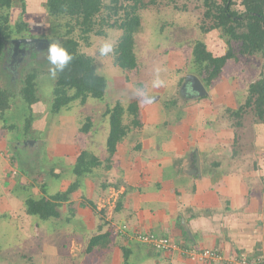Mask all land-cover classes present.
<instances>
[{
  "label": "crops",
  "instance_id": "1",
  "mask_svg": "<svg viewBox=\"0 0 264 264\" xmlns=\"http://www.w3.org/2000/svg\"><path fill=\"white\" fill-rule=\"evenodd\" d=\"M6 46L3 55L7 67L2 69L12 79L20 72L23 57L27 55L30 61H37L39 58L35 55L42 53L41 49L34 55L27 52L37 51L32 45L30 48L20 45L19 51L10 58L13 46ZM104 75L107 92L119 80L118 76L109 78L105 72ZM219 79L206 91L205 98L197 97L184 79V88L189 93H183L184 96L179 93V100L155 102L153 92L149 91L139 103L131 99L129 103H137L141 127H131L127 136L117 143L109 164L105 161L108 117L104 127L96 125L92 117L87 133L80 132L79 142L75 122L70 119L59 130L53 127L55 131L51 132L55 137H49L50 143H46V136L47 139H42L44 144L28 147L26 136H33L34 132L35 138V132L42 129L37 123L46 125L50 116L51 124H55L67 109L51 113V104L48 100L41 101L36 88V103L29 110L24 104L25 123L18 121L6 132L0 128V151H3V156L0 154V196L3 195L0 213L1 218L14 223L20 231L21 251L38 242L39 264H231L236 254L258 256L264 264V119H258L252 126L248 117L252 115L248 112L238 120L227 119L225 109L235 111L246 94L245 89L238 90L239 80L236 87V80H222L218 85ZM122 85L119 83L118 87ZM163 86L167 88L168 81ZM218 87L225 88L223 94H218ZM225 94L228 97H223ZM89 101L92 99L86 100L84 108H92ZM180 101L190 102L191 109H198L201 101L210 102L207 119L198 123L201 124L199 131L193 126L197 122H190ZM9 110H6L8 115ZM106 111L105 104L98 124H102ZM29 117L32 120L25 129ZM237 122L240 125L235 127ZM35 126L37 129L33 130ZM97 128L103 129L99 130L101 133ZM92 132H98L97 136H92ZM86 143H90L92 150H98L87 149L101 164L91 174L77 177L72 169L79 149L86 147ZM10 146L14 149L12 158ZM196 157L199 169L195 168ZM106 165L109 169L104 168ZM12 169L18 174L12 175ZM74 183L78 186L71 191L69 200L57 206L59 217L39 218L38 224H34L36 217L28 215L24 207L26 197L35 201L50 199L66 192ZM12 195L17 197L10 205ZM106 234L108 238L89 249L92 239ZM137 234L168 238L178 247L218 250L222 259L194 263L179 251H155L138 241ZM75 243L81 244L77 257H74L77 253L73 254Z\"/></svg>",
  "mask_w": 264,
  "mask_h": 264
},
{
  "label": "rangeland",
  "instance_id": "2",
  "mask_svg": "<svg viewBox=\"0 0 264 264\" xmlns=\"http://www.w3.org/2000/svg\"><path fill=\"white\" fill-rule=\"evenodd\" d=\"M148 1L149 0H145L146 3ZM211 1H215L220 4L222 0ZM233 2L234 6L232 7V10L241 11L242 6L240 5V0H233ZM105 4L108 6L109 2L105 1ZM205 11L206 7L204 6V0H155V5H148L146 9L140 11L141 27L139 32L134 35V52L138 63L137 69L129 72H123L121 69H116V66H114L112 54L102 57L97 51L100 42L106 39L114 41L115 46L117 45V41L120 38L122 31L116 28L115 22L117 19L119 20V17L122 15V11H120L118 15H113L108 18L107 22H109L110 26L105 25L101 19L95 18L93 23L94 29L88 33V37L86 38V36L81 32V25L78 24L74 18L71 19L69 17L63 16H47L45 0H14L12 7L8 11L10 24L13 25L15 22H17L20 16L24 20H28V22H31L30 19L34 18L32 21L34 20L33 24L38 27V29H35L38 30V34H36V31L34 30L35 32L31 33L34 36H26L25 38L42 40L46 39L48 40V43L42 42L32 45L37 51L29 52L34 55L37 52L39 53L42 49L41 54H38V56L35 55V57H38L39 59L37 61H30V57L27 55L23 57L21 61L23 64L20 66V72L18 76H13L14 79H12L11 74L8 76L7 70L2 69L7 67V64L5 63L6 59L4 58L1 62L0 87L2 89H11L10 91L14 92L15 98L13 97V100L8 103V109H10L8 113H10V115H8L6 111L3 112L2 116H0V128H4L3 130L6 132L9 131L12 125L14 126L16 123H18V121L25 123V105L22 100L17 97H19V90L22 88L23 80H25V76L29 73H34V71H37L35 74V81L37 84L36 88L38 89V96L42 102L48 100V104H51L53 100L52 91L55 86L56 78L52 79L48 73V68L50 65L46 60L45 53L52 41H58L60 37H65L66 34L78 41V51L80 53L93 59L97 74L103 76L104 78V72L109 76V78L118 76L119 83H123L124 85L118 87V83L115 87H109V91L107 92L106 89L108 88H105L101 101H94L93 99L92 101H89L92 108H84V106L77 100L68 105L66 112H64L65 114L61 113L59 115V119L56 118L53 120L56 121L58 119L57 123L51 124L50 121L52 120V117L50 116L46 119V125L48 127L40 122L37 123L38 126L42 127V129L38 130V132H35L36 139L34 138V132L33 136H26V138L29 140L27 142L28 147L34 145L35 143L36 145L41 143L43 141L42 139L48 138L46 140V143H48L49 137L50 139L55 137V133L51 132L52 129L53 131H55L54 128L57 130L61 129L70 119L75 122L74 128H76V134L78 136L79 142L80 138L82 137L81 128L87 126L88 122L89 126H91L90 122L92 117L93 122L94 118L96 119V125H99L100 127L105 126L104 123H107L106 118H109V115H106L105 113L102 116V124H98L99 117L102 115L101 113L105 108V104L108 110L109 108H112V106H114L117 102H119L123 107H125L127 103L131 102V99H134L137 101V103H139L141 101V97L146 95L145 93H148V91L150 93L153 92L151 94L155 102H158L159 100L162 101V99H166L168 102H171L172 100H179V93H181V95H183L185 92L189 93V90L184 88V79L186 75H192L194 73V71L189 68L191 67L189 66V63L191 61V50L194 46V43L196 41L203 42L207 51L211 52L214 56H222L227 49L225 39L222 38V31L220 29L212 28L214 22L212 19L206 18L204 16ZM97 31H100L102 34H97ZM17 39H19V37ZM13 40H15V38L11 41ZM12 46L13 45H10V47ZM235 48L236 52L238 53L237 44H235ZM10 58H12V55H10ZM174 67L181 69L177 70ZM261 76L264 78V58L260 54L239 56L237 61L231 60L227 63L224 74L219 79L218 85L223 82L222 80L230 82L236 80L237 87V81L239 80L240 82L238 84V90L242 91L245 89L243 91L246 94V97L242 98V100L239 102L240 106H243L247 98L248 85ZM10 80H12L13 84L10 82ZM165 81H168L167 88L163 86ZM218 88V94H223L222 91L225 90V88ZM118 91L121 92L119 93ZM16 94H18V96ZM223 97H228V94H225ZM217 99L222 101L219 96ZM197 100L199 101L200 99L198 98ZM180 102V104L183 106L185 105V114L187 113L186 116L189 117L188 119L190 122H197L196 125L193 123V126L199 131L201 124L198 125V123L205 122L207 119L205 116L208 115L209 110L211 109L210 102L208 101L205 103L204 101H201L198 104V109H191L190 105L188 104L190 102H187L186 104L183 101ZM240 106L237 107V109H239ZM245 113L252 115L248 116L250 120L249 126L258 123L259 118L249 108L243 110L242 114ZM225 116L227 119L238 120L236 116L231 118L227 113ZM39 119H41V117H38V120ZM129 119L130 117L126 116L125 119H123L124 123L129 124ZM58 124L59 126L57 127ZM43 126L46 127L43 129ZM32 129L35 130L37 127H32ZM95 130H98L99 132V130L102 131L103 129L97 128ZM98 132H92V136L96 137L97 135L95 133ZM90 143H86V147L79 149L78 156H80L81 153L88 152L90 150L92 152L98 151L92 150V148L89 147L91 146L89 145ZM88 147L90 150L87 151ZM29 149L33 148L31 147ZM0 154L3 156V151H0ZM13 154L14 149L12 146H10L9 157H14ZM36 156L38 158L40 157L38 154ZM10 173L14 176L18 174L13 169L10 171ZM0 194L2 193L0 192ZM0 197L3 199V195ZM16 197L17 196L12 195L10 205H13ZM29 198L30 197H26V200ZM0 206H2V203H0ZM32 216L36 217L35 220H37L34 222V224H38L39 217L34 215ZM1 217L2 214L0 213V264H39L38 248L40 245L38 242L31 248L26 247L25 252L21 251L20 246H18L20 245L19 242L22 240L20 231L17 230L14 223H10L6 220V218ZM36 238L38 237L36 236ZM59 239H61V237H59ZM64 245V249L66 248L67 250V245ZM74 246L76 251L73 254L76 255L77 253V255L74 256L77 257L81 244L77 245L75 243ZM44 247H47V244H45ZM3 258L6 261H4Z\"/></svg>",
  "mask_w": 264,
  "mask_h": 264
},
{
  "label": "trees",
  "instance_id": "3",
  "mask_svg": "<svg viewBox=\"0 0 264 264\" xmlns=\"http://www.w3.org/2000/svg\"><path fill=\"white\" fill-rule=\"evenodd\" d=\"M105 1L109 2L108 6ZM13 3L14 0H0V64L4 59V47L6 44V48L10 47L12 39L32 37L34 35L31 33L35 31L38 34V30H35L38 27L33 24L34 20L32 21L34 18L28 22L20 16L17 22L13 25L10 24L8 11ZM148 5H155V0H149L147 3L145 0H45L47 16L74 18L81 25V32L86 38L88 33L94 29L95 18L101 19L105 25L110 26L107 22L108 18L118 15L122 11L119 20L117 19L115 22L116 28L121 30L122 34L114 49L113 64L123 72L137 69L134 35L139 32L141 27L140 11L146 9ZM240 5L242 10L237 11L232 10L233 0H222L220 4L204 0L206 7L204 16L212 19L214 22L212 28L222 31V38L225 39L227 45L226 52L222 56H214L207 51L203 42L196 41L194 43L189 63L191 67L189 68L194 71L192 75L200 80L206 91L218 81L229 61H237L239 56L244 55L260 54L264 58V0H240ZM96 33L102 34L100 31ZM58 41L68 50L73 59L56 77L50 107V112L54 114L59 113L61 109L67 108L70 103L77 100L82 105L89 98L101 100L106 88V80L97 74L93 59L78 51L79 43L76 39L66 34ZM235 44L238 46V53ZM35 74L36 71L27 74L23 80L22 88L19 90V96L28 110L30 105L37 101ZM247 91L245 104L235 111L225 109V113L229 114V117L236 116L240 119L243 110L249 108L259 119H264V78L261 76L250 83ZM205 96L199 98H205ZM13 97V91H6L0 87V116L8 109V103ZM137 113L136 102L129 103L125 107L117 102L105 112L106 115H109L110 126L106 141V163L111 162L117 143L127 136L130 128L141 127ZM125 115L130 117L129 124L123 123ZM31 120L30 117L27 119L25 129L29 127ZM239 125L240 123L237 122L235 127ZM89 127L88 122L87 126L81 128V132L87 133ZM100 164L101 161L97 157L83 152L76 159L72 172L77 177H84L91 174ZM109 167L106 165L104 168L109 169ZM77 184H72L66 192L58 193L50 199L39 201L27 199L25 201L26 213L38 216L42 220L58 218L57 206L69 200V195L78 186ZM105 237L108 238V234L92 239L89 249Z\"/></svg>",
  "mask_w": 264,
  "mask_h": 264
},
{
  "label": "built area",
  "instance_id": "4",
  "mask_svg": "<svg viewBox=\"0 0 264 264\" xmlns=\"http://www.w3.org/2000/svg\"><path fill=\"white\" fill-rule=\"evenodd\" d=\"M118 232L121 231L119 230ZM135 237L138 241L152 246L157 252L179 251L184 257L194 263H211L222 259L218 250H198L193 246L178 247L168 238L157 237L152 234H137ZM230 262L231 264H262V260L258 256L248 257L241 254L234 255Z\"/></svg>",
  "mask_w": 264,
  "mask_h": 264
},
{
  "label": "clouds",
  "instance_id": "5",
  "mask_svg": "<svg viewBox=\"0 0 264 264\" xmlns=\"http://www.w3.org/2000/svg\"><path fill=\"white\" fill-rule=\"evenodd\" d=\"M114 49L115 42L106 39L100 42L97 51L99 55L103 57L110 54L114 55ZM45 57L48 64L50 65L48 68V73L52 79H55L58 73L62 72L73 59V56L65 47H63L59 41H52L49 44V47L45 53Z\"/></svg>",
  "mask_w": 264,
  "mask_h": 264
},
{
  "label": "water",
  "instance_id": "6",
  "mask_svg": "<svg viewBox=\"0 0 264 264\" xmlns=\"http://www.w3.org/2000/svg\"><path fill=\"white\" fill-rule=\"evenodd\" d=\"M42 42H46L48 43V40L44 39H32V38H27V39H15L13 41H11V44L13 45V54L12 56H14V54H16L19 51V47L20 45H29V48L31 47V45H36L38 43H42ZM34 48V47H33ZM25 49V48H22ZM35 50V48H34ZM23 51V50H21ZM186 83H188L190 85L191 90L197 94L199 97L206 95V90L204 88V86L202 85V83L200 82V80L194 76V75H187L185 78ZM195 168L199 169V160L196 157L195 158Z\"/></svg>",
  "mask_w": 264,
  "mask_h": 264
},
{
  "label": "flooded vegetation",
  "instance_id": "7",
  "mask_svg": "<svg viewBox=\"0 0 264 264\" xmlns=\"http://www.w3.org/2000/svg\"><path fill=\"white\" fill-rule=\"evenodd\" d=\"M30 51H32V50L30 49ZM27 52H29V51H27ZM19 55H21V54H19Z\"/></svg>",
  "mask_w": 264,
  "mask_h": 264
}]
</instances>
